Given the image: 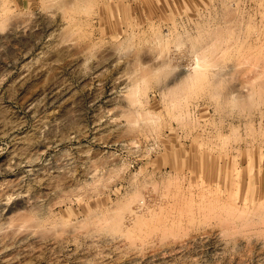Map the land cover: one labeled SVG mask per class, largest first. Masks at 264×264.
Returning <instances> with one entry per match:
<instances>
[{
  "label": "rangeland",
  "instance_id": "374dc122",
  "mask_svg": "<svg viewBox=\"0 0 264 264\" xmlns=\"http://www.w3.org/2000/svg\"><path fill=\"white\" fill-rule=\"evenodd\" d=\"M0 21L18 27L0 43V264H264V108L231 119L219 104L264 98V0H0ZM207 26L228 31L218 103L200 87L184 116L137 81L162 126L130 129L116 44L187 71L183 43L160 38Z\"/></svg>",
  "mask_w": 264,
  "mask_h": 264
},
{
  "label": "clouds",
  "instance_id": "9594fccd",
  "mask_svg": "<svg viewBox=\"0 0 264 264\" xmlns=\"http://www.w3.org/2000/svg\"><path fill=\"white\" fill-rule=\"evenodd\" d=\"M209 39H211V36H209ZM165 40H168L169 48L173 52L175 51V44L177 42L183 43V54L186 58H191V56L199 54L202 58H207L211 61V56L208 55L210 49H204L199 46L193 48L192 42L183 33H180L177 37L171 39L162 36L160 38L161 44H163ZM98 51L99 50H91L85 53L82 65L83 68H90L91 64L98 55ZM114 51L122 58L132 61L127 73L129 77H132V80L128 82V88L125 92L126 104L132 110V115L127 117L129 128L134 130L136 126L135 121L143 117V126L149 129H157L162 126V122H160L154 115L150 117L145 116L147 109H141L140 106L141 103L144 102V97L138 96L135 93L133 85L137 81H144L148 86V90L159 89L161 92H166L169 88H176L178 90V94L182 95L187 89V77L184 78V84H182L181 81H178L173 86H169V81L176 78L178 72L180 71V67L177 60H173L167 54H162V48L154 49L158 60L155 63L149 64H145L142 61L136 62L134 60L136 53L135 42H118ZM151 51L152 50H150V54ZM214 72H223L226 76L227 69H209L207 78L202 82V86L204 88V98L215 105L218 103L217 98L221 95L219 86L222 83L226 85L227 82L214 79L212 75ZM219 104L223 115L227 118L250 119L261 108H264V98L257 97L255 94L240 97L233 93L226 101L220 100ZM137 113H139V116ZM232 135L233 137H238L240 133L233 131Z\"/></svg>",
  "mask_w": 264,
  "mask_h": 264
},
{
  "label": "bare ground",
  "instance_id": "6f19581e",
  "mask_svg": "<svg viewBox=\"0 0 264 264\" xmlns=\"http://www.w3.org/2000/svg\"><path fill=\"white\" fill-rule=\"evenodd\" d=\"M1 23L2 22L0 21V24ZM221 29L222 28H216V27L209 29V27L207 26L206 29H202L195 37H192L190 39L193 48L199 46L204 49H210L208 55L211 56V61H209L207 58H202L201 55L197 54L191 56V58H188L190 63L187 64V66L189 67V68L187 67L188 69L187 71L181 69L182 64H179L180 71L178 72L175 79L169 81V86H173L178 81H181V83L184 84L185 83L184 78L187 77L186 91L182 95H180L178 94V90L176 88H169L166 92H161L159 90L165 106L170 110H177L179 113H181L184 116H188V115L190 116L192 114L193 107L190 102V98L192 97V94L196 92V90H198L200 87H203L202 82L207 78L209 68L213 66L214 63H217L219 59V55L221 54V44H222L221 42H225L227 40L228 31H226L225 29L223 30ZM17 33H18V27H11L10 29L3 31L0 34V43L3 44L11 40L13 37L17 35ZM209 36H211V39H209ZM226 50L227 49H223L224 52ZM172 55H170V57L173 60H177V58L172 57ZM178 58L180 59L182 57H178ZM255 92H256L255 87H253L247 95L254 94ZM143 104L144 105L142 106L143 107L142 109H147V107L145 106H147L148 100L144 101ZM131 115H129V117ZM118 171H120V169ZM101 180L102 179L93 180L89 183V185L92 187L94 185L97 186V184H99ZM37 215L39 214L34 213L32 215V219H36ZM127 226L129 227L130 224H127ZM96 236L98 235L93 233H88L86 235V238L88 241L91 242V245L96 243L97 241Z\"/></svg>",
  "mask_w": 264,
  "mask_h": 264
}]
</instances>
